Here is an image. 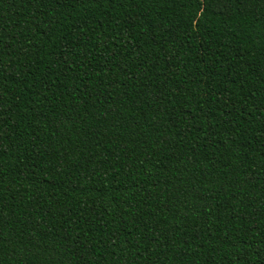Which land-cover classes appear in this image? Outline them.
Listing matches in <instances>:
<instances>
[{
	"label": "trees",
	"instance_id": "1",
	"mask_svg": "<svg viewBox=\"0 0 264 264\" xmlns=\"http://www.w3.org/2000/svg\"><path fill=\"white\" fill-rule=\"evenodd\" d=\"M0 264H264V0H0Z\"/></svg>",
	"mask_w": 264,
	"mask_h": 264
}]
</instances>
